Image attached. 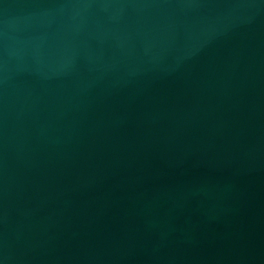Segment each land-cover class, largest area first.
<instances>
[{
    "label": "water",
    "instance_id": "95a60500",
    "mask_svg": "<svg viewBox=\"0 0 264 264\" xmlns=\"http://www.w3.org/2000/svg\"><path fill=\"white\" fill-rule=\"evenodd\" d=\"M0 264H264V0H0Z\"/></svg>",
    "mask_w": 264,
    "mask_h": 264
}]
</instances>
